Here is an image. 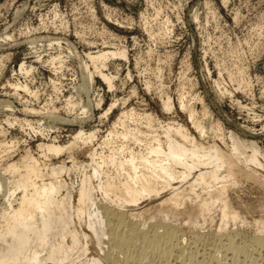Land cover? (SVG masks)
<instances>
[{
  "label": "rangeland",
  "instance_id": "374dc122",
  "mask_svg": "<svg viewBox=\"0 0 264 264\" xmlns=\"http://www.w3.org/2000/svg\"><path fill=\"white\" fill-rule=\"evenodd\" d=\"M96 52L107 58L91 60ZM79 130L93 139H77ZM165 131L176 140L182 133L186 145L204 152L229 153L235 135L260 152V166L240 163L255 179L222 168L223 178L204 181L196 174L215 162L187 158L194 172L177 174L172 185H193L192 201L222 189L237 216L221 221L211 204L210 225L194 226L209 240L196 248L209 250L221 230L246 232L238 241L264 235V0H0V227L1 203L20 192L22 171L8 168L19 158L28 155L44 167L64 163L70 174L62 179L74 191L81 171H91L88 152L100 165L94 182L117 181L129 172L118 162L133 156L139 171L150 144L165 148ZM47 144L64 149L54 153ZM167 194L168 187L158 186L138 198L135 210L101 191L95 197L101 206L136 212ZM182 226L189 242L191 227ZM258 250L253 254L263 257ZM95 253L88 243L86 258Z\"/></svg>",
  "mask_w": 264,
  "mask_h": 264
},
{
  "label": "bare ground",
  "instance_id": "6f19581e",
  "mask_svg": "<svg viewBox=\"0 0 264 264\" xmlns=\"http://www.w3.org/2000/svg\"><path fill=\"white\" fill-rule=\"evenodd\" d=\"M89 58L103 62L107 53L89 55ZM96 72L100 70L96 69ZM196 127L202 130L201 126ZM114 132L111 129L107 135ZM165 134V148L159 143L150 144L147 148L149 156H140L143 167L139 171L136 170L133 156L119 161L118 166H126L129 172L117 181L106 176L103 181L94 182L99 177L100 165L95 160V153L88 152L91 171H81L78 186L74 189L75 195L70 180L62 179L63 173L70 174V168L64 163L44 167L25 155L10 164V170H20L22 174L16 185V189L20 190L18 195L13 198V193L8 194L1 203L3 224L0 227V264H264V256L257 257L252 251L260 248L264 250V235L253 232L252 236L249 235L251 238L246 239L248 241H242L244 235L238 241L236 236H246V232L239 234L233 230H221L213 237V244L209 242L211 248L200 251V244L203 247L208 238L195 230L194 226L198 221L210 225V205L217 204L219 218L224 222L231 214L237 217L236 213L222 189L209 192L210 196L200 201H192L193 185L189 184L186 189L172 185L177 174L186 178L194 172L193 165L187 162V158L194 157L205 158L203 166L215 162L214 169H204L196 174L204 181L223 178L222 168L228 176L238 174L253 179L254 175L243 171L240 163L261 165L258 160L260 152L254 142L249 141L247 144L235 135L230 137L232 144L229 153L216 149L204 152L196 146L186 145L182 133L179 134L181 140L174 139L168 131ZM93 137L94 133L84 134L82 130L76 134V138L83 141H91ZM45 147L54 153L64 149L53 144ZM248 147L250 154L244 156L243 149ZM150 156L154 158L149 159ZM158 186L168 187L167 197L158 199L151 208L131 212L135 210L138 198L156 193ZM98 191L107 199L113 196L112 201L116 205L128 207L126 209L132 207V210L129 212L97 204L95 195ZM196 199L198 197L195 195L193 200ZM145 215L146 218L143 217ZM145 219L148 221L146 227ZM81 224L83 227L79 228ZM182 225L191 227L188 228V235L192 238L189 242L184 236L188 230L183 229ZM198 242L203 243H199L196 248ZM88 243L95 246L96 253L86 258ZM83 257L85 263L81 259Z\"/></svg>",
  "mask_w": 264,
  "mask_h": 264
}]
</instances>
